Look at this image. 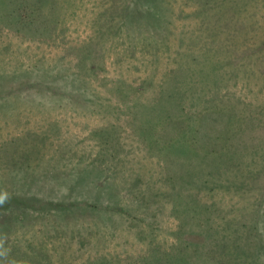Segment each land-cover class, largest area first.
<instances>
[{"label":"rangeland","instance_id":"obj_1","mask_svg":"<svg viewBox=\"0 0 264 264\" xmlns=\"http://www.w3.org/2000/svg\"><path fill=\"white\" fill-rule=\"evenodd\" d=\"M263 143L264 0H0V264L261 249L264 173L196 170Z\"/></svg>","mask_w":264,"mask_h":264},{"label":"trees","instance_id":"obj_2","mask_svg":"<svg viewBox=\"0 0 264 264\" xmlns=\"http://www.w3.org/2000/svg\"><path fill=\"white\" fill-rule=\"evenodd\" d=\"M208 115L209 114H206L207 117ZM222 117L223 116H221V119L218 120L220 121L218 124H216L215 120H208V125H211L212 128H210L213 129V131L224 129ZM235 147L236 146H234V149ZM260 150L263 154H256V151L251 152L248 160H242L240 157L238 161H232L231 157L227 154L228 151H226L224 152L226 153V157H224L225 161L214 165L203 162L206 160L205 158L208 154L207 153L202 155V162H200V167L196 171L198 175H200L199 178H203V181H206L209 177H213L211 179L215 183L222 179V181L224 180V182L232 188H235V190L241 188L246 189L247 186H254L253 182L261 179V173H264V163L258 166L255 163L256 161L253 159L256 158V156L259 159H264V143ZM202 184H205V182H201L200 186H204ZM215 223L219 222L215 221ZM214 231L219 232L216 229ZM205 235L207 234H198L200 237ZM253 243L254 242H250L248 240L242 243L236 239L231 241L229 239H225L223 236L216 237L209 243L208 246L211 248V251L215 256L214 260L217 264H264V240L262 244L260 243L261 249H259V247L256 248Z\"/></svg>","mask_w":264,"mask_h":264},{"label":"clouds","instance_id":"obj_3","mask_svg":"<svg viewBox=\"0 0 264 264\" xmlns=\"http://www.w3.org/2000/svg\"><path fill=\"white\" fill-rule=\"evenodd\" d=\"M0 202H2V198H0Z\"/></svg>","mask_w":264,"mask_h":264}]
</instances>
